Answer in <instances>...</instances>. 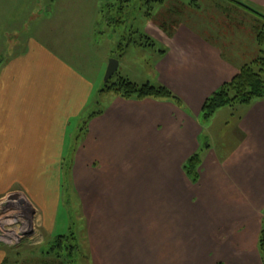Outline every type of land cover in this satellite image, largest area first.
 I'll use <instances>...</instances> for the list:
<instances>
[{"label":"crops","instance_id":"obj_1","mask_svg":"<svg viewBox=\"0 0 264 264\" xmlns=\"http://www.w3.org/2000/svg\"><path fill=\"white\" fill-rule=\"evenodd\" d=\"M224 2L253 29L264 24V0ZM146 28L167 52L157 82L184 110L117 100L90 122L84 142L78 132L95 86L76 58L30 34L0 65V202L13 200L22 212L30 229L24 240L42 246L66 235L59 227L71 156L73 205L90 264H264V99L238 105L229 124L236 144L224 154L202 145L214 117H200L206 99L254 57L229 60L186 25L170 37ZM200 149L203 170L194 185L183 165Z\"/></svg>","mask_w":264,"mask_h":264},{"label":"rangeland","instance_id":"obj_2","mask_svg":"<svg viewBox=\"0 0 264 264\" xmlns=\"http://www.w3.org/2000/svg\"><path fill=\"white\" fill-rule=\"evenodd\" d=\"M224 1L0 0V65L2 63L5 65L9 59L21 52L23 46L28 43L26 41L30 34L44 40L55 51H63L65 55L69 54L76 58L95 86L94 98L91 100L89 110L82 117L85 122L78 132L82 140L87 137L90 122L95 117L102 116L117 100L165 102L184 110L185 105L181 98L170 89L180 102L138 100L137 97L126 100L118 92L120 79L129 80L139 87L145 85L165 87L157 82L155 68L167 52L164 46L153 38L152 33L156 32L150 30V34L147 31L148 24L156 31L160 29L168 37L174 34L176 27L189 26L215 44L222 56L234 61L241 59V64L243 55L245 59L250 55L254 57L253 61L242 64L240 70L246 65L264 59V49L257 43L258 33L264 30V24L259 23L253 29L252 21L246 14L229 10ZM164 21L173 25L164 29L162 28ZM113 59L119 61V70L108 83H105L107 68ZM212 96L206 99L203 108ZM237 107L239 106L227 107L220 113L218 110L207 119L214 117L209 123L210 140L202 141V145L207 143L209 148V144H213L221 154H224L236 144L233 125L229 124L238 116L239 112H235L238 111ZM203 108L200 117L204 118ZM202 152L203 149H200L191 156L200 155L202 161L198 169L200 178L203 170ZM188 160L183 165V171ZM72 161L74 163V157L69 156L64 163L65 208L62 217L65 218V224L59 227V232L64 231L63 234L66 235L63 236H69L70 239L66 241L68 246L78 248L60 250L56 244L58 237L47 238L42 246L24 240L30 229L23 219L22 212L16 209L13 200L2 201L1 264H90L84 237V221L80 219L78 213L76 214L79 208L76 202L73 205V199L76 200L77 196L76 190H72V187H75ZM184 173L186 175L185 171ZM188 179L190 180L189 177Z\"/></svg>","mask_w":264,"mask_h":264},{"label":"trees","instance_id":"obj_3","mask_svg":"<svg viewBox=\"0 0 264 264\" xmlns=\"http://www.w3.org/2000/svg\"><path fill=\"white\" fill-rule=\"evenodd\" d=\"M168 21L162 23V28L166 29L172 26ZM258 45L264 49V30L258 33ZM119 94L126 100H131L137 97L138 100L153 99L158 101H179L178 98L167 88L163 86L154 87L145 85L139 87L126 79H120L118 84ZM264 99V59L256 61L252 65L244 66L240 72L233 78V80L216 92L203 108L205 119H209L218 110L233 107L234 105H249L254 101ZM180 102V101H179ZM202 161L200 155L197 154L191 157L184 166V171L190 180L197 184L199 181V167ZM70 239L69 236H59L57 238V248L60 250H69L78 248L76 246H68L66 241ZM73 241V240H72ZM259 245L262 254L264 255V224L260 233ZM65 246H67L65 248Z\"/></svg>","mask_w":264,"mask_h":264},{"label":"water","instance_id":"obj_4","mask_svg":"<svg viewBox=\"0 0 264 264\" xmlns=\"http://www.w3.org/2000/svg\"><path fill=\"white\" fill-rule=\"evenodd\" d=\"M119 65L120 63L116 59L110 61L105 76V83H108L113 78V76L118 72Z\"/></svg>","mask_w":264,"mask_h":264}]
</instances>
